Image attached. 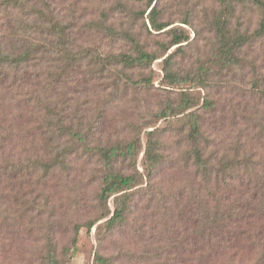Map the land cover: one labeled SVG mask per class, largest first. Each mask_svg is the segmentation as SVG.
Returning <instances> with one entry per match:
<instances>
[{
  "label": "rangeland",
  "instance_id": "rangeland-1",
  "mask_svg": "<svg viewBox=\"0 0 264 264\" xmlns=\"http://www.w3.org/2000/svg\"><path fill=\"white\" fill-rule=\"evenodd\" d=\"M19 1L23 8L0 11V43L7 53L36 50L20 69L0 71V264H52L51 254L59 264H264L260 224L249 228L242 217H229L245 210L215 202L214 189L194 167L184 115L156 117L168 104L177 109L183 100H192L197 106L185 114L200 115L199 141L207 142V157L216 158L215 164L225 156L251 159L252 170L233 172L264 175V40L242 49L238 67L221 69L216 63L217 24L228 16L233 34L253 35L264 7L233 3L229 15L224 0H156L152 7L148 0ZM154 6L158 22L167 26L161 32L151 26ZM50 15L69 27L71 52H86L80 68L57 60L61 53L56 49L43 47L50 39L44 16ZM123 31L158 59L146 68H119L127 76L119 82L112 68L95 72L102 69L98 58L135 55ZM176 36L188 40L169 48ZM166 59L181 77L210 68L205 85H171ZM128 78H149L152 85L135 88ZM59 120L81 132L90 146L126 144L134 137L131 125L141 130L136 166L141 183L130 191L125 221L112 230L106 222L114 214L115 197L106 206L99 202L103 172L98 155L86 152L83 144L74 146L66 165L47 170L53 145H78L56 133ZM153 131L163 163L150 179L143 159L146 134ZM115 170L134 172L122 160ZM240 231L246 233L240 236Z\"/></svg>",
  "mask_w": 264,
  "mask_h": 264
},
{
  "label": "trees",
  "instance_id": "trees-1",
  "mask_svg": "<svg viewBox=\"0 0 264 264\" xmlns=\"http://www.w3.org/2000/svg\"><path fill=\"white\" fill-rule=\"evenodd\" d=\"M149 7L155 3L156 0H148ZM254 2L257 6H263L264 3L260 0H224L227 3L225 9H227L228 14L230 15L233 12V3L245 4L246 2ZM23 8L24 3L19 0H0V11L7 13H12L17 8ZM226 14V12H225ZM43 16L44 14L41 13ZM227 15V14H226ZM144 16V14H143ZM151 20V26L154 31L161 32L167 26L160 24L158 22V12L156 6H154L149 14ZM44 18L50 23V26H43L45 33L50 37L48 42L44 44L45 50L47 52L56 49L61 53L60 59H65L69 65L73 64L70 67H81L82 60L87 58L86 52L73 53L69 48V43L71 42L69 27L62 25L61 21L57 19L56 16L50 15L49 17ZM228 16L225 17L224 24L218 23V31L220 34V46L218 48V54L216 57V63L220 66L221 69H230L232 67H238L242 65L243 60L240 58L239 54L242 52V49L255 42L264 40V16L260 22L258 30L253 34L249 35L246 33L243 34H233L228 29ZM103 26V25H102ZM107 32L112 36L117 35V30H111L103 26ZM119 35V34H118ZM124 38L128 39L133 45L135 55L129 53H120V54H108L104 58H98L97 64L102 65V69L96 70V74H101L102 70L112 68L116 71L119 68L124 70H135L138 68H146L152 65L158 57L155 54L149 53L145 48L140 44L138 39H136L130 32L123 31L121 34ZM188 39L185 36H176L169 48L181 45L186 42ZM36 48H30L24 54L18 55L16 53H7L2 48L0 43V71H3L7 67H17L21 68L24 64L30 62L32 52ZM34 57V56H33ZM42 59V58H41ZM167 67L166 78L173 86L178 85H188L193 84L198 87H203L207 79V75L210 71V68L202 67L197 72V75L194 77H181L177 73L171 72L169 69V59L165 60ZM88 65H91L88 63ZM127 78L126 74L121 70L118 71L117 81L121 82L122 78ZM127 81V80H126ZM128 85L136 87H145L149 89L152 85L151 79L143 78L137 81H133L132 78H128ZM118 88V86H117ZM211 103H207V107H211ZM197 106V103H193L192 100L185 99L181 104L174 109L171 104H168L160 113L156 114V117L166 118L171 115H184L183 123L184 125L189 126V141L192 144L193 150V159L196 167V170L199 173H203V177L206 182L214 189L211 190L210 196L215 202H224L225 204H233L230 210H236V207L245 210L241 215L229 214V217H242L249 226L253 227V224L259 223L260 227L257 231L259 236L264 235V175L254 174V177L251 176V172H246L245 174H240L233 172L236 169H244V171L252 170L253 162L251 159L248 161H240L237 158H231L225 156L218 161L217 164L214 163L216 158L207 157V142H200L201 134V117L196 112H190L185 114L187 110ZM132 132L134 137L127 142L126 144H109L102 145L96 144L95 146H90L88 141L81 132L74 130L71 127L63 125V121L59 120L57 124V130L60 137L63 135L69 136L74 141L77 140L78 145H73V147H66L63 143L53 145L51 149V154L53 155L50 160V165L48 166V171L53 172L55 169L60 168L61 166L66 165V162L69 161V157L73 155L75 148L74 146L84 145V150L90 152L93 155H98L99 160L102 166V188L98 195L100 204L106 206L108 201L115 197L114 207L115 211L113 216L106 222L108 230H112L117 225L122 224L125 221L126 213L129 210L132 194L131 190L136 188L141 183V175L137 171L138 158L142 152L140 144V133L141 130L136 128L135 125H131ZM147 144L146 150L144 152L143 164L148 172V177L150 179L155 178L159 167L163 163V157L160 154V140L156 138V132H148L146 134ZM55 143V141H53ZM122 160L128 162L129 165L133 168L134 172L131 174H123L115 170V164ZM249 173V174H248ZM249 178L247 179L246 176ZM220 194V195H218ZM236 204V206H234ZM230 205H227V207ZM108 216H102L101 219L107 218ZM98 220L91 222L87 225L88 230H91L94 225H96ZM77 232L80 230L77 227ZM241 235H244V231L238 232ZM101 262H105L102 258L99 259ZM51 263L59 264L54 260V256L51 254Z\"/></svg>",
  "mask_w": 264,
  "mask_h": 264
}]
</instances>
